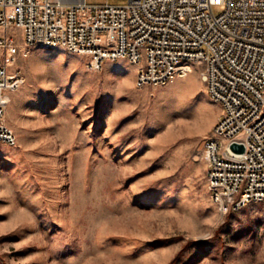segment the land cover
Masks as SVG:
<instances>
[{"label": "rangeland", "instance_id": "1", "mask_svg": "<svg viewBox=\"0 0 264 264\" xmlns=\"http://www.w3.org/2000/svg\"><path fill=\"white\" fill-rule=\"evenodd\" d=\"M137 71L45 46L11 65L24 83L7 92L17 143L0 142V264H264V202L224 214L208 189L221 107L201 68L165 86Z\"/></svg>", "mask_w": 264, "mask_h": 264}, {"label": "built area", "instance_id": "2", "mask_svg": "<svg viewBox=\"0 0 264 264\" xmlns=\"http://www.w3.org/2000/svg\"><path fill=\"white\" fill-rule=\"evenodd\" d=\"M11 28L21 30V45ZM38 46L86 57L90 71L128 60L140 86L201 68L221 107L203 145L212 201L224 214L264 202V0H0V142L8 145L17 135L6 121L7 92L24 83L10 67ZM235 142L243 153L231 149Z\"/></svg>", "mask_w": 264, "mask_h": 264}, {"label": "water", "instance_id": "3", "mask_svg": "<svg viewBox=\"0 0 264 264\" xmlns=\"http://www.w3.org/2000/svg\"><path fill=\"white\" fill-rule=\"evenodd\" d=\"M231 149L235 152V153H243L245 151V146L242 143H233L231 145Z\"/></svg>", "mask_w": 264, "mask_h": 264}, {"label": "trees", "instance_id": "4", "mask_svg": "<svg viewBox=\"0 0 264 264\" xmlns=\"http://www.w3.org/2000/svg\"><path fill=\"white\" fill-rule=\"evenodd\" d=\"M175 262V261H174Z\"/></svg>", "mask_w": 264, "mask_h": 264}]
</instances>
